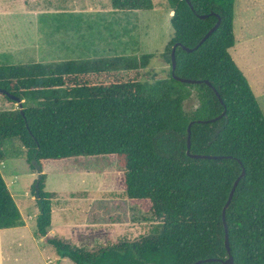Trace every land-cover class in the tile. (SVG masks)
Segmentation results:
<instances>
[{"label": "trees", "instance_id": "16d2710c", "mask_svg": "<svg viewBox=\"0 0 264 264\" xmlns=\"http://www.w3.org/2000/svg\"><path fill=\"white\" fill-rule=\"evenodd\" d=\"M111 1L124 10L154 8L153 0ZM189 1L192 6L167 0L173 36L161 57L169 71L147 70L150 53L0 65V94L16 103L5 89L24 100L23 112L0 110V161L3 144L18 138L38 174L32 185L36 233L62 258L75 264H192L232 255L233 264H264V113L230 53L235 0ZM219 17L220 25L198 45ZM175 45V74L197 82L174 77ZM194 93L198 105L188 112L185 101ZM190 123V152L220 157L188 154ZM101 159L121 166L115 189L129 200L148 201L159 223L151 236L90 251L51 233L58 192L46 189L44 170ZM239 177L225 222L223 209ZM22 224L0 170V229Z\"/></svg>", "mask_w": 264, "mask_h": 264}, {"label": "rangeland", "instance_id": "374dc122", "mask_svg": "<svg viewBox=\"0 0 264 264\" xmlns=\"http://www.w3.org/2000/svg\"><path fill=\"white\" fill-rule=\"evenodd\" d=\"M241 2L238 1L237 7L238 38L241 36L239 28H245ZM153 3V9L124 10L114 8L111 0H0V65L150 53L153 58L147 70L169 71L170 65L161 57V53L173 36L170 21L173 13L167 0H153ZM259 29L258 24L251 21L247 24L246 33L251 35ZM261 39L264 43V36ZM247 55L246 58L250 60L251 54ZM259 58L264 61V54H260ZM251 73L261 94L256 95L249 83L264 113V70L260 77L253 70ZM197 105L195 93L185 101L188 112ZM17 108V102H9L0 94V110ZM2 149L5 156L0 161V170L22 216L25 219L32 218L34 208L39 212L35 199L31 198L32 185L38 174L29 167L25 148L18 138L7 140ZM120 168L116 161L109 162L106 159L72 162L66 166L47 165L44 170L48 175L46 189L75 196L71 199L59 194L55 201L56 213H59L61 207H69L71 214L77 207L79 211L86 210L90 204L87 218H102L106 222L130 220L131 227L124 224L105 226L112 237V229H115L119 241H136L156 233L159 222L152 217L151 204L148 201L129 200L122 191L115 189L114 179ZM78 169L86 171H75ZM93 189L96 194H102L98 200L99 205L96 198L92 201L86 197L88 193H93L89 191ZM84 197L87 200H81ZM56 213L54 211V227L60 221ZM80 214L82 217L75 215V218L85 220L84 212ZM66 217L71 218L68 214ZM29 218L26 221L34 225V232L37 229L36 219L33 221ZM12 235L16 237V242L7 243L12 241L9 240ZM57 237L82 248L73 241L74 238L66 237L63 233H58ZM4 240L3 255L9 257L6 264H33L34 256L37 264H75L69 258L60 257L52 244H46L47 253L43 251L42 255L39 254L32 233L26 232V237L22 239L18 229L11 230L10 234L4 236ZM50 253L52 255L48 256Z\"/></svg>", "mask_w": 264, "mask_h": 264}, {"label": "crops", "instance_id": "0c3cea01", "mask_svg": "<svg viewBox=\"0 0 264 264\" xmlns=\"http://www.w3.org/2000/svg\"><path fill=\"white\" fill-rule=\"evenodd\" d=\"M238 1L239 0H235V4H234V34L236 36L235 37L236 42H235V45L232 48H230V53L232 57L234 58V60L236 61L237 65L240 67V69L245 74V76H247V78L250 80L249 82L251 83L256 95H258V94H261V92L258 89L257 83L253 77L254 75L251 73V71L253 70V72L256 73L258 77H260L261 73H263V70H264V61L259 58L260 54H264V43L261 39L264 36V0H242L241 2V8H242V14H243L242 18L245 21V28L243 27L239 28V31L241 33L240 38H238V34L236 30V20L238 19V9H237ZM251 21H253L255 24H258L260 29L257 32H254L253 34L248 35L246 33L247 32L246 28H247V24H249ZM248 53L251 54L250 60L246 58L248 57L247 55ZM83 170L84 169H78L75 171H83ZM87 171H90V170H87ZM91 171H94V170H91ZM47 179H48V175H47ZM89 191L93 193H88L86 197H88L92 201L95 200L96 198L97 204L99 205L98 200L102 194H96L97 192L94 191V189L89 190ZM57 192H58V196L54 198L53 200L54 208H53V215H52V225L50 227L51 233H53L55 236H57L58 233H61V234L63 233V235L66 237H69L71 239L74 238L73 241H75V243H77V245H79L80 247L93 251L99 247L111 246V245H114L120 242L119 238L117 237L115 229H112L113 237L111 236V232H108V230L105 229L106 228L105 226H107L108 224H119V225L124 224V225H129L131 227L130 220L128 219H124L122 221L117 220V221L106 222V220H103L102 218H92V219L87 218L90 212V208H91L90 204L87 205V207L85 208L86 210H82V211H79V208L77 207L75 209V212H73L74 214L73 213L70 214L71 210L69 209V207H61L59 213L57 214L56 209H55V201L59 197V194H61L63 197H66V198H71V199L75 198V196L73 195L69 196L68 194H64L67 192H62V191H57ZM31 198L35 199L32 193H31ZM81 200H87V199L84 197V198H81ZM109 202H112V201H109ZM76 204L80 205L81 203H75L74 205ZM93 205L94 204H92V206ZM54 211L56 215L60 216L59 224L56 227H54V224H53ZM81 212H84L85 220L75 218V215L78 217H82L81 216L82 214H80ZM31 214H32V218H29V217L28 218L34 221L38 214L37 209L34 208ZM67 214L70 215L71 218H67L66 217ZM28 218L25 219L22 216L23 224L20 226L0 229V264H6L5 261L9 259L8 256L3 255V246H4V241H5L4 236L6 234H10L11 230L18 229L22 235V239L23 237L24 238L26 237V232L32 233L33 238L37 242L35 247L36 249L39 248L40 250L39 254L42 255L43 251L44 252L46 251L47 253L46 244H49V243H47L44 240V238L38 236L36 231L33 232L34 225L26 221ZM83 221L84 223H82ZM10 239L12 241H7V243L16 242V237H13V235L9 237V240ZM43 242H45V244ZM50 255L52 254L51 253L48 254V256ZM34 257H33V264H37V261L35 260ZM16 259H17V255L15 256V260Z\"/></svg>", "mask_w": 264, "mask_h": 264}, {"label": "water", "instance_id": "95a60500", "mask_svg": "<svg viewBox=\"0 0 264 264\" xmlns=\"http://www.w3.org/2000/svg\"><path fill=\"white\" fill-rule=\"evenodd\" d=\"M189 2V4L191 5V2L189 0H187ZM192 6V5H191ZM201 18H205L207 17V15H200ZM221 23V18L219 17L218 18V21L215 23V25L206 33V35L201 39L200 43L198 45H200L201 43H203L210 35L211 33L220 25ZM197 45V46H198ZM196 46V47H197ZM196 47L194 48H190V47H186L185 48L188 50V51H193ZM176 45L173 47V51H172V70H173V75L174 77L179 80V81H182V82H189V83H195L197 82V80H194V79H191V78H184V77H180V76H177L175 74V68H176ZM1 92L2 93H5L8 95V97L12 98V99H15L17 100V103L19 104V108L22 110L23 112V100H21L19 97L11 94L10 92L6 91L5 89H1ZM219 117H216V118H212L210 120H198V122H209V121H214L216 119H218ZM191 125L192 123H190V127H189V136H188V154L191 156V157H195V158H217V157H220V156H216V155H207V154H195V153H191L190 152V147H191ZM244 174V172H243ZM239 179L240 177L236 180V182L234 183V186L230 192V195H229V199L223 209V219L224 221L226 222V209L229 207L230 205V202L233 198V195H234V192H235V189H236V186L239 182ZM226 230H227V233H226V245L228 247V250L230 252V245H229V234H228V229H227V226H226ZM210 260H218L220 262H222L223 264H233L234 262V259H233V256L230 255L227 259H222V258H206V259H199L197 261H195L194 263L192 264H201L203 263L204 261H210Z\"/></svg>", "mask_w": 264, "mask_h": 264}]
</instances>
